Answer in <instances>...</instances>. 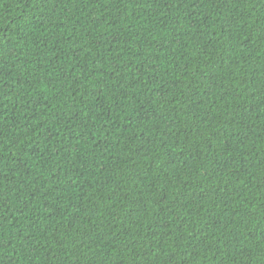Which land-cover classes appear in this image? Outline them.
Here are the masks:
<instances>
[{
    "label": "trees",
    "instance_id": "obj_1",
    "mask_svg": "<svg viewBox=\"0 0 264 264\" xmlns=\"http://www.w3.org/2000/svg\"><path fill=\"white\" fill-rule=\"evenodd\" d=\"M0 264H264V0H0Z\"/></svg>",
    "mask_w": 264,
    "mask_h": 264
}]
</instances>
